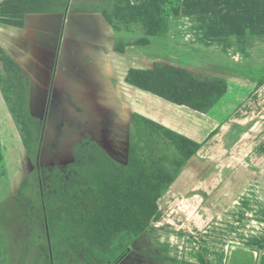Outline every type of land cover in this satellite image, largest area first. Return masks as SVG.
Masks as SVG:
<instances>
[{
  "label": "crops",
  "instance_id": "1",
  "mask_svg": "<svg viewBox=\"0 0 264 264\" xmlns=\"http://www.w3.org/2000/svg\"><path fill=\"white\" fill-rule=\"evenodd\" d=\"M110 1L71 0L65 14L27 15L24 28L0 23V45L31 78L28 99L34 93L44 95L42 100L80 102L79 116L89 118L87 138L118 162H128L133 113L202 144L160 198L145 236L119 238L113 247H126L99 259L230 264L233 252L244 247L253 252L254 264H264V210L250 209V199L240 205L245 190L252 197L257 184L264 186V0H183L167 37L153 36L151 45L126 53L114 50L118 34L103 16ZM177 30L183 32L187 62L177 67L227 81L226 94L208 113L125 82L132 68L172 65L161 57L172 51ZM107 36L113 42L106 48ZM47 46L55 48L53 59ZM59 62H65L66 73H59ZM71 79L79 85L75 90Z\"/></svg>",
  "mask_w": 264,
  "mask_h": 264
},
{
  "label": "trees",
  "instance_id": "2",
  "mask_svg": "<svg viewBox=\"0 0 264 264\" xmlns=\"http://www.w3.org/2000/svg\"><path fill=\"white\" fill-rule=\"evenodd\" d=\"M182 1L145 0L133 4L131 0H112L105 4L103 16L118 34L114 50L126 53L130 47L151 45L153 36L167 37L170 19L180 15ZM70 2L0 0V23L24 28L27 15L65 14ZM136 28L142 30L136 40L121 35L122 31L133 33ZM30 81L24 67L0 45V91L19 128L28 159L38 166L42 137L36 128V118L29 110ZM125 82L201 113L213 109L228 88L222 78H202L189 69L164 63H156L151 70L132 68ZM131 121L133 137L127 164L118 162L96 142L86 138L74 149L80 160L73 167L76 178L64 180L59 172L54 174L49 187L51 194L45 201L48 212L51 206L55 208L60 203L61 206L66 203V208L73 204L75 207L64 214V220L71 225L63 236L66 242L62 245L50 240L38 241L24 250L19 240L17 250L30 256L34 253V264H102L99 255L109 254L119 238L145 236L158 211L160 198L202 144L138 113L132 114ZM30 178L27 176L22 181L13 200L9 197L0 200V264L16 261L22 264L20 256L13 258L11 239L14 236H10L9 222L16 219V203L29 192ZM80 191L87 192V200L83 201ZM48 218L46 212V221ZM40 230L43 231L42 226Z\"/></svg>",
  "mask_w": 264,
  "mask_h": 264
},
{
  "label": "rangeland",
  "instance_id": "3",
  "mask_svg": "<svg viewBox=\"0 0 264 264\" xmlns=\"http://www.w3.org/2000/svg\"><path fill=\"white\" fill-rule=\"evenodd\" d=\"M121 35L128 40H136L142 35V30L136 28L133 33L122 31ZM172 40V45H174L172 51L161 57V61H167L176 66L187 65L184 57L182 30L174 32ZM103 42V46L107 48L113 40L111 41V37L109 39L107 36ZM47 48L49 50H47L46 54L48 56L51 55L53 59L55 55L53 50L55 48L50 46H47ZM101 55L103 54L101 53ZM190 64L194 65L191 62ZM197 66H199L198 62ZM103 69L106 70V68ZM60 72L66 73L65 62H59ZM68 85L71 90L79 87L77 81L72 82V79ZM35 97L39 99L34 100ZM43 97L44 95L42 94L36 95L33 93L29 95V110L31 115L36 118V128L42 137L38 166H34L25 153L19 128L8 112L0 91V200L3 197L12 199L16 195L22 181L27 176H31L29 192L23 197L22 201L16 203V219H12L9 222L12 232L7 228L11 232L10 236H14L15 238L11 239L13 258L20 256L19 259H21L22 264H34L33 259L36 258V255L32 253L30 256V253L27 254L25 251L21 254L17 250L19 249V240L22 241L21 249H29L30 245L33 246L38 241L46 243L50 240L53 244H58V246L66 242L63 236L67 228H70L71 223L64 220V214H69V211L73 210L75 204L70 208H66V203H63L64 206H61L62 203H60V206H56L55 208L51 206L49 213L47 202L45 201L50 197L51 192L49 187L51 186V179L56 172H59L64 180L76 178L73 167L80 160L77 159L74 149L75 146L82 144L88 137L89 118L83 115L79 116L80 113H78L77 107L80 102L71 98L61 102L48 99L42 100ZM59 110H61V114H59ZM257 119H261V117H257ZM122 154L124 155V153ZM257 186L256 195L251 193L252 197H248L245 190V193L242 194L244 197L240 198V205H247V201L250 199V209L254 210L256 208V210H260L261 208V210H264V186H259L258 184ZM80 192L83 193V201L87 200V192ZM40 201L42 205H40ZM67 204L70 205L72 203ZM81 205L83 207L86 206L85 203H81ZM244 208L247 210L248 206ZM46 212L49 215L47 221ZM259 215L263 216L262 213ZM42 216L44 217V221H42ZM240 218L246 219L247 214L240 216ZM41 226L43 231L40 230ZM118 247L123 250L126 246H122L121 248L120 244H118ZM121 250L118 251L115 246L113 247L112 252L114 253L112 254L114 256L118 255ZM18 262L16 261L15 264H18ZM230 264H254L253 252L241 247L238 251L233 252Z\"/></svg>",
  "mask_w": 264,
  "mask_h": 264
}]
</instances>
